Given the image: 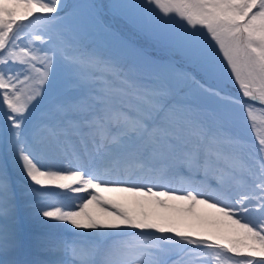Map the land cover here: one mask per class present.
<instances>
[{"label":"snow or ice","instance_id":"snow-or-ice-1","mask_svg":"<svg viewBox=\"0 0 264 264\" xmlns=\"http://www.w3.org/2000/svg\"><path fill=\"white\" fill-rule=\"evenodd\" d=\"M236 108L264 114V0H0V264H264V135L246 146ZM198 205L244 239L182 226Z\"/></svg>","mask_w":264,"mask_h":264},{"label":"rangeland","instance_id":"rangeland-1","mask_svg":"<svg viewBox=\"0 0 264 264\" xmlns=\"http://www.w3.org/2000/svg\"><path fill=\"white\" fill-rule=\"evenodd\" d=\"M108 0H104V2H107ZM71 2V0H70ZM129 24L122 20L121 23L118 24L117 27H115V30H123L124 35H126L127 40L129 42H136L139 45H144L143 42L140 40V35L132 31L129 27ZM28 29V28H27ZM125 41V37L122 36ZM160 54H163L161 52ZM178 54V53H177ZM153 58V57H152ZM155 59V58H153ZM166 55H160L157 56L155 60H157L161 65L167 66L168 70L175 75L179 76L180 74L184 73L183 71H180L174 64H172L170 61L166 60ZM176 65H180L181 61L175 60L174 61ZM223 83V82H222ZM237 115V113H235ZM257 119L255 123L252 125V127H249L248 122L245 120L244 116H235V125H236V131L240 134L243 128V133L247 137L254 136V138H259L260 135H264V114H261L258 110L256 112ZM1 132V131H0ZM85 196H87V193H85ZM118 202L123 204H128L132 200V197L129 194H116ZM78 210V209H76ZM97 209L94 205H90L88 211L94 212ZM197 219H190L185 225V227H193L198 231H201L202 233L206 235H212L213 237L220 238L224 241L230 240V239H240L243 240L244 236L243 233L238 229V226L232 225L226 217H223L221 214L217 213L214 209H209L206 206L198 205L197 209ZM69 228L71 226H68ZM79 231V230H77ZM210 260H214L215 262L213 264H218L216 259L210 258ZM222 264V262H221Z\"/></svg>","mask_w":264,"mask_h":264}]
</instances>
